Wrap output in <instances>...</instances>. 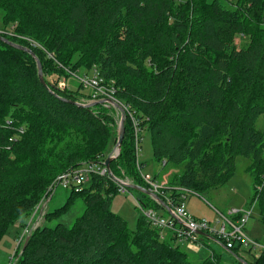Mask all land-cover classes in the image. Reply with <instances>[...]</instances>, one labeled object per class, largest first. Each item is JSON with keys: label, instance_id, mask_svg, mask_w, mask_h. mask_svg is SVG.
<instances>
[{"label": "trees", "instance_id": "trees-1", "mask_svg": "<svg viewBox=\"0 0 264 264\" xmlns=\"http://www.w3.org/2000/svg\"><path fill=\"white\" fill-rule=\"evenodd\" d=\"M238 1L235 8L224 0H0V35L35 53L45 82H39L28 53L0 40V238L16 219L29 218L47 196L51 176L106 157L94 154H105L114 133L111 115L102 104L79 106L80 91L61 89L45 72L54 53L82 47L88 67L82 73L97 69L136 120L138 139L149 135L152 159L162 169L179 170L154 192L165 204L179 200L182 189L224 185L240 155L249 161L252 185L246 207L254 203L264 226V138L255 124L264 115V36L254 29L264 1ZM37 12L49 20L38 23ZM33 34L46 39L45 50L31 44L38 42ZM235 36L247 42L237 47ZM128 119L125 114L129 126L110 170L124 171L133 184L152 191L139 174ZM123 190L142 199L133 231L109 209ZM74 199L83 203L81 214L69 226L51 225ZM144 205L166 213L147 195L92 174L88 184L69 190L65 204L43 212L23 250L26 236L16 246L11 264H216L209 238L196 243L211 257L194 260L172 230L147 221ZM212 237L235 257L233 264H241L238 258L264 264L263 249L247 259L239 254L240 243L227 249Z\"/></svg>", "mask_w": 264, "mask_h": 264}, {"label": "rangeland", "instance_id": "rangeland-1", "mask_svg": "<svg viewBox=\"0 0 264 264\" xmlns=\"http://www.w3.org/2000/svg\"><path fill=\"white\" fill-rule=\"evenodd\" d=\"M224 2L227 4L231 2L232 5H234L235 8H237L238 7L237 2L239 1L224 0ZM20 5H21V9L25 10V3L22 2ZM0 11H2V9H0ZM238 11L241 19L246 21V18L244 17V13L240 11V9H238ZM34 19H36L38 23H44L45 21L49 20L47 17L43 15L41 16V14L38 12L37 14H34ZM254 29L256 30V33H261V35L264 36V11H263L262 20L256 24V27ZM256 33L254 32L249 37L250 38L253 37L254 35H256ZM32 36L33 38L35 37L34 38L35 40H37L39 43L42 44L40 45L38 42L31 41L33 46H38L41 47L43 50H45L44 46L46 39L38 38L36 37V34H33ZM245 38L246 37L239 38L238 36H235L234 38L235 45L239 47L245 44V42H247V39L243 40ZM84 53H85L84 47L79 49H75V48L69 50L66 49L64 53L61 54L60 56H57L58 54L54 53L55 59L48 58L49 56L46 58L54 62L56 66L52 65L51 61L47 60L48 65L47 66L45 65V72L49 74V79L51 78L54 79L56 81V84H58V86L61 89L80 91V93L77 94L78 97H80L79 98L80 103H90L89 102L90 97L88 95L89 94L88 91L90 90L88 88L81 87L80 82L78 80V76L82 74V72H84L85 68L87 67V65L83 61ZM110 83L112 84V81ZM114 101L118 103L120 106H122L123 109L125 108V105L122 104L120 101H118L116 98H114ZM102 107H103L102 110L104 112H107L109 115H111V117L114 120V133L108 139V144L105 154L95 153L94 154L95 159H100L101 157L104 158L105 156H107V154H109L112 151L116 143L117 128L120 117V112L113 106L106 104V106L103 105ZM126 115H128L127 111H126ZM255 124H256V128L262 133V136L264 138V115L258 116L255 121ZM125 126L127 127L129 126L127 122L125 123ZM66 139L68 138L66 137ZM139 144L140 147L138 148L137 158L142 165L138 168V171L139 174L143 176L144 182L150 183L153 180L156 186H160L161 184L164 183L163 181L164 179L168 181V179L173 174H175V172L172 170L171 166H167L164 169H162V166L160 164H157L152 159V149L150 145L149 135L144 133ZM120 151L121 150H119V153ZM83 164L84 163H82L81 165ZM248 165H249V161L246 158L237 155L234 159V169L230 179L224 185L213 190L192 191V193L188 194L187 197L185 198V202H186L185 209L191 215H193V217L204 218L210 222H214L215 220L218 219L220 220V217L218 216L219 213L223 215H227L228 210L231 208L236 210L244 209L246 207V204L249 203V199L252 194L251 179L249 177V174L246 172V168ZM62 172L63 171L50 177L46 191L44 193L47 196L42 197L40 199V202L35 205L29 218L25 217L23 219L20 218L16 219L12 223V225H10L6 229L4 234L1 236L0 264H11V259L14 254L16 246L22 243L21 242L19 244H16L17 239L23 236L25 229H29L33 224H35V226L38 225V223L40 224L44 218L45 215L44 213L46 210L48 209L53 210L65 204L70 189L58 186L55 190H53L55 187L56 178L59 175H61ZM113 174L122 181L132 183L129 177L125 176L126 173L124 171L123 172L114 171ZM147 177H149L150 180H148ZM47 199H49V201L45 203ZM139 199L142 202L141 197L138 194H136V192H131V191L127 192L123 190L119 193H116L113 196L110 203V208H109L110 211L124 218L127 227L131 231L135 229L137 218L140 216ZM41 205H43V211L42 214L38 216ZM147 209H148L147 206L144 205V210ZM82 210H83L82 201L80 199H74L72 204L68 207V209L58 219H52L50 224L54 225L57 222H62L66 226H69L72 224L73 220L81 214ZM164 216L167 217V214L164 213ZM242 231L250 241L262 242V240H264V226L259 221V217L255 209H252L251 216L248 218ZM16 234L19 235L18 238H16ZM206 240H207L206 243H208L209 246L212 247V249L218 255L217 257H219L217 260H215L216 264L219 263V261L221 262V264H233V259L235 258L234 256H232L228 251L223 249L217 242L212 241L210 239H206ZM178 245L181 250L187 252L189 256L196 261H200L203 257H207V256L211 257V254L207 250H205V253H200L199 243L179 242ZM248 249H249L248 247L240 246L238 250L239 254L247 259H251L253 256H257L261 253L260 248H256L255 250H253L252 248L249 250Z\"/></svg>", "mask_w": 264, "mask_h": 264}, {"label": "built area", "instance_id": "built-area-1", "mask_svg": "<svg viewBox=\"0 0 264 264\" xmlns=\"http://www.w3.org/2000/svg\"><path fill=\"white\" fill-rule=\"evenodd\" d=\"M78 80L84 88L90 89L91 95L89 102L106 98L114 100L112 87L99 76L97 69L94 67L89 73L80 74L78 76ZM104 106H106V104H104ZM124 111L125 114L127 111L128 117L131 121L134 135V148L137 152L139 148L138 145L140 143V139H138L137 136V123L126 107L124 108ZM95 173L99 175H106V170L102 164H98L93 161L64 171L56 178L53 190H55L58 186L68 189H80L81 186L89 183L90 176ZM149 184L151 185V190L153 192H156L159 188V186H156L152 182ZM257 189H260V186H257ZM181 191L183 193L179 194V200L176 202L169 200V203L166 204L174 213L176 217L175 219L170 218L169 215L165 217L164 215H161L160 212L151 208L143 210L144 216L152 226L172 230L179 242H196L199 237L201 238L203 236L200 233H203L207 236L216 237L223 242V245H225L227 249L232 248L236 243H240L242 246L250 247L253 250L256 248L264 250V241H250L242 231L248 218L251 216L252 209H254V203L241 210L231 208L228 210L227 215L219 213L218 216L220 217V220L218 219L214 222H210L204 218L193 217L185 209V198L187 197V194L192 193V191L186 189H182ZM42 208L43 205L40 207L38 216L42 214ZM176 219H178L179 222H177ZM33 225V227L31 226L29 229L24 230L23 236L17 239L16 244H19L22 238L28 235L32 229L39 225V223L36 226L35 224Z\"/></svg>", "mask_w": 264, "mask_h": 264}, {"label": "water", "instance_id": "water-1", "mask_svg": "<svg viewBox=\"0 0 264 264\" xmlns=\"http://www.w3.org/2000/svg\"><path fill=\"white\" fill-rule=\"evenodd\" d=\"M0 40H2L3 42L9 44L10 46H12L16 49H19V50H22V51L28 53L34 59V61L36 62L37 75H38L39 82L45 86V82L43 80V75H42L41 63H40L39 59L37 58V56L35 55V53L31 49H29L25 46L15 44V43L8 41L6 38L2 37L1 35H0ZM77 104L79 106H82V107H92L93 105H96V104H102V105L109 104V105L113 106L114 108H116L120 112L118 128H117L116 143H115L112 151L105 157L104 161L101 163L105 167L106 175H108L111 180L120 184L121 186H123L126 189L137 190V191L147 195L148 197L153 199L155 202H157L160 205V207L165 210L166 214L169 215L170 218L175 219L176 217H175L174 213L171 211V209L154 192H152V191L148 190L147 188L142 187L140 185H135V184L130 183V182L122 181L121 179H119L115 175H113V173L110 170V162L112 160H114L117 157V155L119 154L120 146L122 144V140H123L124 134H125V127H124V125H125V111H124L123 107L120 106L118 103H116L113 99H109V98L90 102V103H77ZM176 221L179 222L178 219H176ZM200 234L205 236L206 238H209L211 240H215L212 236H209V235L207 236L203 233H200ZM28 238H29V236L25 237V240H24V243L22 245L21 250H23V248L25 247V245L28 241ZM238 260L240 261L241 264H249L248 262H246L242 258H238Z\"/></svg>", "mask_w": 264, "mask_h": 264}, {"label": "crops", "instance_id": "crops-1", "mask_svg": "<svg viewBox=\"0 0 264 264\" xmlns=\"http://www.w3.org/2000/svg\"><path fill=\"white\" fill-rule=\"evenodd\" d=\"M174 172H179V171H177L176 169H172ZM145 176H147V175H145ZM148 179H149V177H147ZM150 180V179H149ZM164 181V183L163 184H166L167 183V181H166V179H164L163 180ZM49 201V199H47L46 201H45V203H47ZM158 212H160L161 213V211H159V210H157ZM193 216V215H192Z\"/></svg>", "mask_w": 264, "mask_h": 264}, {"label": "bare ground", "instance_id": "bare-ground-1", "mask_svg": "<svg viewBox=\"0 0 264 264\" xmlns=\"http://www.w3.org/2000/svg\"><path fill=\"white\" fill-rule=\"evenodd\" d=\"M149 180V179H148ZM151 183V182H150Z\"/></svg>", "mask_w": 264, "mask_h": 264}]
</instances>
